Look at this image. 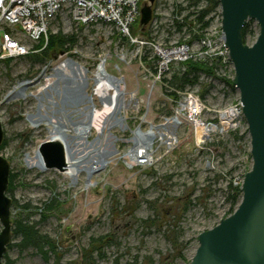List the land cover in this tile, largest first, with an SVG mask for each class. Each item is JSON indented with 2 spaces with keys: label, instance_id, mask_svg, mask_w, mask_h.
<instances>
[{
  "label": "rangeland",
  "instance_id": "374dc122",
  "mask_svg": "<svg viewBox=\"0 0 264 264\" xmlns=\"http://www.w3.org/2000/svg\"><path fill=\"white\" fill-rule=\"evenodd\" d=\"M146 3H141V9ZM207 3L156 0L151 23L145 28L140 25L141 15L133 23L135 42L112 25H75L65 10L51 25L50 36H73L76 42L67 45L69 51L42 62L43 52L35 51L42 43L28 41L30 55L9 63L8 58L0 60L1 155L11 166L12 226L29 219L55 245L48 254L33 246L20 248L21 238L12 234L7 256L14 264H55L58 257L60 264H83V254L94 248L104 255L95 253L98 264H189L199 235L235 212L242 196L236 205L231 198L237 188L241 190L253 166L246 123L237 131L215 135L204 145H199L191 126L185 125L172 153H159L152 166H128L131 133L140 126L150 129L161 115H172L179 94L177 98L170 94L193 89L202 98L209 90L202 98L212 110L204 117L209 121L219 122L220 111L241 105L238 89L226 83L230 79L233 85L235 78L229 50L227 56L228 48L222 47L225 42L214 43L223 33L220 6L206 16L209 27L204 30L199 22ZM249 31L256 34L246 40L252 44L260 32L256 21L250 23ZM183 43L192 45L193 62L210 61L214 74L201 73L197 85H187L185 90L160 88L153 78L157 48ZM102 59L107 60V73L122 83L124 105L106 119L101 132L92 129L79 135L76 129L86 125L91 110L104 106L95 94L94 82ZM65 62L86 71L79 84L83 90L73 89L72 78L56 70ZM178 72H184L183 67L175 62L162 78L172 80ZM25 81L31 83L15 95ZM50 121L67 129L69 147L78 160L79 173L73 176L43 169L29 158L34 149L49 141ZM107 152L111 155L105 156ZM99 160L105 161L104 168L92 171Z\"/></svg>",
  "mask_w": 264,
  "mask_h": 264
},
{
  "label": "water",
  "instance_id": "95a60500",
  "mask_svg": "<svg viewBox=\"0 0 264 264\" xmlns=\"http://www.w3.org/2000/svg\"><path fill=\"white\" fill-rule=\"evenodd\" d=\"M155 1L148 0L141 9L140 25L144 28L153 19ZM220 9L222 32L235 67L233 86L239 91L249 129L253 166L245 175L239 206L213 229L199 235V246L189 264H264V0H220ZM249 20L256 21L260 31L252 44L244 42L243 30ZM3 143L0 119V149ZM38 149L47 170L68 171L61 141H46ZM10 169L0 151V264H6L4 257L12 239Z\"/></svg>",
  "mask_w": 264,
  "mask_h": 264
},
{
  "label": "built area",
  "instance_id": "2783aa9c",
  "mask_svg": "<svg viewBox=\"0 0 264 264\" xmlns=\"http://www.w3.org/2000/svg\"><path fill=\"white\" fill-rule=\"evenodd\" d=\"M143 1L0 0V60L23 58L30 55L32 50L28 41L42 43V47L36 49V52L45 50L50 42L51 25L56 17L65 10H67L75 25L81 27L99 23L112 25L117 28L121 36L128 37L132 42H135L131 35V28L140 16V5ZM221 42H225L223 33L214 41L216 44ZM202 43L208 46L209 49L212 48V45H207L204 41ZM222 47L227 46L224 43ZM225 53L228 56V49ZM156 55L159 60L153 78L156 82H159L160 88L164 89H168L169 85L168 81H165V78L162 77L171 71L175 62L183 67L186 62L193 61L196 58L193 54L192 45H189V43L162 49L157 48ZM216 55L218 56V54ZM216 55L210 54L208 56L213 57ZM183 69L185 70L184 67ZM62 72L70 78L73 73L76 74L71 65H68V68ZM177 93L179 94V100L173 101L174 112L172 115H161L158 118V123L151 125L150 129L143 130L140 126L131 133L128 143V156L130 157L128 166L130 168L152 166L156 163L159 153L165 155L172 153L178 146L181 131L185 125H190L195 131L199 139V145L211 142L217 134L221 135L232 130L237 131L242 125L244 126L245 118L243 117L242 105H232L220 111L218 113L219 122L214 119L209 121L204 117L211 109L205 106L196 91L187 89V91ZM131 156H133V159Z\"/></svg>",
  "mask_w": 264,
  "mask_h": 264
},
{
  "label": "trees",
  "instance_id": "16d2710c",
  "mask_svg": "<svg viewBox=\"0 0 264 264\" xmlns=\"http://www.w3.org/2000/svg\"><path fill=\"white\" fill-rule=\"evenodd\" d=\"M207 1H208L207 7L204 11H202V16L199 21L200 23H202L204 30L210 25V22L205 20L206 16H208L209 14L213 12H216L215 10L218 9V7L220 6L219 0H207ZM251 22L252 21L248 22L247 26L243 30L244 42H246L249 35L256 37V34L253 31H249ZM49 41L50 42L48 46L45 48V50L42 51L43 56L39 58L40 61L42 62L45 61L47 58L52 59L53 56H55L56 54H61L62 52L66 53V51H69L70 48H67V45L68 44L75 45L76 39L73 36H68V35L65 36L63 33H59L55 35L52 34L49 38ZM11 59L12 58H8L7 62L9 63ZM183 67L185 68V71L183 69L184 72L175 73L173 76V79L168 81L170 88L174 89L177 86L179 89L185 90L187 85H190V86L197 85V83L200 80L199 76L201 73H205L207 75L214 74L213 73L214 69L211 66H209V61L207 62L189 61V62H186V64ZM226 83L228 86H231L232 88H234V86L232 85V81L230 79L229 81L227 80ZM208 92L209 90L204 91V93L202 94V98H204L205 95L208 94ZM170 95L177 98V92L172 93ZM236 134L237 133H235V135ZM1 148L3 147L1 146ZM9 183L11 185V177H10ZM9 190H10V186H9ZM241 196H242L241 190L237 188L234 192V196H232L231 198L233 205H236L239 202V199ZM14 226L15 228L12 229V234L15 237L21 238L20 244H17L18 247L29 248L33 246L37 248L41 253L44 252L45 254H48L49 252H53L55 250V245L49 239V237L43 234L41 235L40 231L37 229V226L33 222H30L29 219L20 220V222L15 223ZM102 240L104 239L103 238L99 240L97 239V241L99 242H102ZM45 247H50V249L48 251H43ZM97 252L98 254H100V250L98 251V248H94L92 249L91 252L84 253L83 254L84 255L83 264H98L97 261L95 260V253ZM103 256L104 255L100 254L99 257L102 258ZM4 258H5L6 264H14V262L8 258L7 254L5 255ZM60 261H61V257H58L55 264H60ZM136 264H139V263L136 262Z\"/></svg>",
  "mask_w": 264,
  "mask_h": 264
},
{
  "label": "bare ground",
  "instance_id": "6f19581e",
  "mask_svg": "<svg viewBox=\"0 0 264 264\" xmlns=\"http://www.w3.org/2000/svg\"><path fill=\"white\" fill-rule=\"evenodd\" d=\"M225 39V37H224ZM107 60H103L100 62L99 67L97 68V72L94 75V82L97 84V87L95 89V94L97 97L101 100L102 103H104V106L100 110H96L93 108L91 110L90 117L87 118L86 125H82L81 128H78L76 130H79V135H86L89 133L92 129H96L97 132H101L103 128H105V121L108 117H112L115 112H118V106H123V92L121 91V81L115 76L111 74V76L107 73V70L105 69ZM68 65H71L69 62H65L61 64L56 70H62L68 68ZM76 72H78V75L74 74L71 76V80L76 85L73 89L77 90H83V88H79V84L83 83L82 81L85 80L86 77V71H84V68L82 67H75L74 68ZM31 82H24L21 83L18 87L15 95H19L24 90L23 88ZM50 86V84H48ZM48 85L46 87H48ZM84 87V86H83ZM42 90H46L44 87ZM79 90V91H80ZM123 90V89H122ZM13 94V93H12ZM44 105V104H43ZM39 107L42 108V105L40 104ZM120 120L117 119V121ZM85 121V120H84ZM39 122V121H38ZM51 125V129L49 131V140H58L63 143V146L66 150V158L68 159V171L66 172L67 175L73 176L75 173H79L78 168V160L74 158V155L71 151V148L69 147L68 140H67V134L65 133L67 129H62L64 127H60L58 124V121H50L49 123ZM38 125V124H37ZM37 127V126H36ZM202 131L200 132L201 137ZM70 138V137H69ZM71 153V154H70ZM113 153V152H112ZM131 153V152H130ZM111 155L107 152L105 156ZM132 155V154H131ZM30 160L34 162V164H37L43 169H46L45 161L40 153L39 149H34L30 155ZM133 159V156H131ZM104 160L95 161L94 165L92 166V171H98L102 167L104 168ZM78 171V172H77Z\"/></svg>",
  "mask_w": 264,
  "mask_h": 264
}]
</instances>
